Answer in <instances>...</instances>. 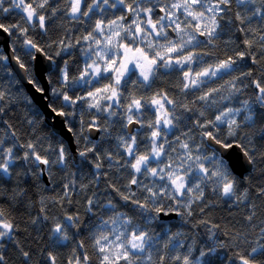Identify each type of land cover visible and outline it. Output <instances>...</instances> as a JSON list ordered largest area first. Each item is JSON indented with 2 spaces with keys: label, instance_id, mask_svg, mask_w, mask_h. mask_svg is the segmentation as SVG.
I'll list each match as a JSON object with an SVG mask.
<instances>
[{
  "label": "snow or ice",
  "instance_id": "obj_1",
  "mask_svg": "<svg viewBox=\"0 0 264 264\" xmlns=\"http://www.w3.org/2000/svg\"><path fill=\"white\" fill-rule=\"evenodd\" d=\"M254 22L264 25V0H0V184L20 170L79 173L50 187L59 196L40 195L38 214L23 185L10 189L0 264H58L55 250L73 244L62 264H225L222 235L237 250L230 264H264V28ZM237 32L243 47L225 40ZM92 189L82 220L73 196ZM49 202L71 212L53 223ZM220 202L242 213L227 231L206 219ZM197 225L207 242L193 256L178 229ZM27 226L47 229L50 244H22Z\"/></svg>",
  "mask_w": 264,
  "mask_h": 264
},
{
  "label": "trees",
  "instance_id": "obj_2",
  "mask_svg": "<svg viewBox=\"0 0 264 264\" xmlns=\"http://www.w3.org/2000/svg\"><path fill=\"white\" fill-rule=\"evenodd\" d=\"M233 7L235 9V5ZM252 28L255 29L257 32H260L261 29L264 28V25H261L259 22H254L252 24ZM237 37H241V34L238 32L232 34L231 37H225V40L231 39L232 41L235 42V44L243 47L240 39H237ZM0 51H3L2 48H0ZM165 87H167L166 82H165ZM246 95H251L250 89L247 91ZM22 111H23L22 109H18L13 114V119H11L10 122L13 124L19 123L17 120H15L14 117L16 115H20L22 113ZM85 119L87 120V117H85ZM25 129H26V126L21 127V131H24ZM84 135H89V134L87 131H85ZM101 135L102 134L99 133L98 137H100ZM89 138L92 139L90 136H89ZM92 140H94V139H92ZM77 147L78 146L76 145V148ZM66 148L69 149L67 142H66ZM77 159H79V158L77 157ZM20 172H21V176L17 177L13 181H11L10 184H0V189H2V191H0V201H3L5 195H11V191L18 190L16 186H17V184H21V185H23L24 190L28 193L29 200L32 202L31 207L29 209V212L32 214H38L40 211L41 205L38 202V197L40 195H44V196H47L49 198L52 196H59L62 189L56 187L55 192H52L50 190V187H55L57 184H59L61 182H66L71 173H77V175H79L76 168H70L69 173H67V174H62V173L56 171L55 169H53V173H52L53 178L51 179V181H49V178L47 176V181H48V184H47L44 181L43 175H41V174H36L33 176L25 177V176H23V170H20ZM81 183H87V178L85 179V181H83ZM102 183H103V181H101V184ZM10 189H11V191H10ZM95 190L96 189L88 190V191L81 193L80 195H74L73 196V200L77 202V207H79L81 209V219L82 220H84L86 218L85 214L83 212V207H82L84 204V199L86 196L92 195V191H95ZM258 203H259V201H258ZM10 211H11V209H10ZM46 211L50 212L52 214V216L57 218V220L52 221L54 223V222H57L58 219L61 218L63 215L70 213L71 212V206H66L64 208H61V207L53 206L49 202L46 205ZM12 215L16 216L17 219H20L21 217H24L25 220L27 219V214H25L23 212L17 213L15 211H12ZM241 215H242L241 212H233L231 214V217H229L227 209H225L223 206V202H220L218 208L216 210L212 211L211 214L208 217H206V219H210L213 222L219 220L221 222L222 229L227 231V230L231 229V227H232V225H231V223H229V221L233 218L239 219V217ZM171 222L176 224L179 222V218L174 217V218H172ZM25 226L26 225L24 223H22L21 229H23ZM178 230L183 231L185 233V237H187L190 242L194 241L193 256H195L197 254L199 249L204 247V244H202L201 241L207 242L205 240V238L207 236V229L204 228L203 225H197V227L195 229H192L191 226H187L183 229H178ZM47 235H48L47 229H45L43 232H41L37 235V233L33 230L32 226H27V235H21L19 237V239H20L22 244H25V243L29 242L30 236H36L38 243L32 244L31 246L39 247L42 245L50 244V241L46 239ZM70 235H71V232H70ZM185 237H181V239H185ZM221 239L227 246L220 249L219 255L221 257H223L224 255H227L229 257V261H225V264H230L231 259L236 256L237 250H235L233 245L231 243H229V238L227 236L222 235ZM74 247H75V244H73V246L70 248H61V249L55 250V251H58V257H57L58 264H62V261L72 253ZM245 247L246 246H242L238 250L240 254L244 253ZM12 255L15 256L14 250L12 251ZM90 255H91V250H90ZM40 259H41L40 256L35 257V260H40ZM15 264H20L19 259H16ZM236 264H239L238 260H236Z\"/></svg>",
  "mask_w": 264,
  "mask_h": 264
},
{
  "label": "water",
  "instance_id": "obj_3",
  "mask_svg": "<svg viewBox=\"0 0 264 264\" xmlns=\"http://www.w3.org/2000/svg\"><path fill=\"white\" fill-rule=\"evenodd\" d=\"M2 39H4L3 34H0V40H2ZM0 48H2V50H3L4 52L7 51V48H6L2 43H0ZM132 127H135V126H132ZM98 136H99V133H98V132H95V131H93V132L90 134V137H91L92 139H95V138H97ZM66 142H67V141H66ZM67 144H68V147H69L70 151L72 152V154L75 155L76 145H75L74 143H69V142H67ZM236 151L239 152L238 149H237ZM43 178H44V181L48 184L47 176H46V175H43ZM173 218H174V217H173Z\"/></svg>",
  "mask_w": 264,
  "mask_h": 264
}]
</instances>
